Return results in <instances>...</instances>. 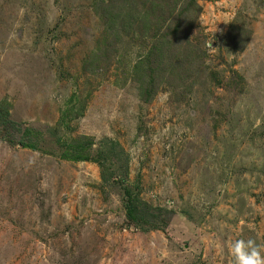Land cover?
Wrapping results in <instances>:
<instances>
[{
  "label": "rangeland",
  "instance_id": "obj_1",
  "mask_svg": "<svg viewBox=\"0 0 264 264\" xmlns=\"http://www.w3.org/2000/svg\"><path fill=\"white\" fill-rule=\"evenodd\" d=\"M237 239L264 255V0H0V264H233Z\"/></svg>",
  "mask_w": 264,
  "mask_h": 264
},
{
  "label": "trees",
  "instance_id": "obj_2",
  "mask_svg": "<svg viewBox=\"0 0 264 264\" xmlns=\"http://www.w3.org/2000/svg\"><path fill=\"white\" fill-rule=\"evenodd\" d=\"M21 145L24 146H30V147H36L35 144L33 143H27L22 140H20ZM69 147L73 148L72 154L70 152H64L63 154L64 158H69V159H83V160H93L95 162L100 161V157L103 156V153L100 154L98 157H90L88 151L83 150V144H70L68 145ZM86 150V149H85ZM129 195V194H128ZM126 198V197H124ZM126 213L125 217L126 219L133 224L135 227H137L141 231H149L154 228H160V222L155 220V217L152 215L150 217L144 216L142 213L138 211V206L135 205V202L133 199L129 196L126 199ZM160 212L161 210L158 209ZM153 218V219H152Z\"/></svg>",
  "mask_w": 264,
  "mask_h": 264
},
{
  "label": "clouds",
  "instance_id": "obj_3",
  "mask_svg": "<svg viewBox=\"0 0 264 264\" xmlns=\"http://www.w3.org/2000/svg\"><path fill=\"white\" fill-rule=\"evenodd\" d=\"M223 251V246L218 245ZM233 264H264V255L255 240L237 239L230 246Z\"/></svg>",
  "mask_w": 264,
  "mask_h": 264
}]
</instances>
